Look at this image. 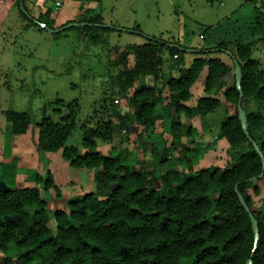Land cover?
Instances as JSON below:
<instances>
[{
  "label": "trees",
  "instance_id": "1",
  "mask_svg": "<svg viewBox=\"0 0 264 264\" xmlns=\"http://www.w3.org/2000/svg\"><path fill=\"white\" fill-rule=\"evenodd\" d=\"M25 1L15 0V4L20 14L32 20ZM51 10L47 7L44 16L36 18L41 28H52ZM82 21L89 23L81 26L86 29H115L101 25L96 14ZM165 50L170 67L177 72L176 76L170 72L166 80L161 68ZM211 50L226 53L232 67L208 56L195 57L185 67L186 49L157 37H147L122 52L110 47L109 60L116 67L121 88L142 78L126 97L130 113L119 115L118 122L101 116L94 126L82 125V152L65 145L76 126L70 105L69 113L59 119L42 117L37 123V148L50 153L61 149L70 166L96 170L93 190L69 200L64 210L52 209L41 194L38 184L45 191L52 185L49 174L45 178L36 175L29 186L0 188V264H246L248 258L252 264H264V211L252 207L247 192L259 173L263 172L260 178H264L260 155L252 144H257L264 158V73L252 57V42L221 41ZM234 60L241 71L239 88ZM202 72L204 78L199 80ZM144 76H150V82ZM240 93L249 137L238 117ZM195 96V104H191ZM157 102L166 118L155 112ZM56 103L61 100L56 99ZM220 104L228 113L219 124V134L236 148L225 167L159 171L122 158L115 147L108 153L97 149L99 140L110 141L114 134L136 123L143 132L153 134L151 153L156 163L168 160V152L179 148L189 165L193 147L190 149L182 136L190 135L195 115L204 117ZM104 106L118 115L112 97ZM5 117L13 135L27 131L30 120L26 113L7 111ZM235 185L257 223L259 238L254 250L249 214ZM253 191L259 192L257 187Z\"/></svg>",
  "mask_w": 264,
  "mask_h": 264
},
{
  "label": "rangeland",
  "instance_id": "2",
  "mask_svg": "<svg viewBox=\"0 0 264 264\" xmlns=\"http://www.w3.org/2000/svg\"><path fill=\"white\" fill-rule=\"evenodd\" d=\"M24 5L34 17L32 20L19 13L15 0H0V188L29 186L36 175L45 178L49 174L52 185L46 191L42 184L38 186L52 209L66 210L69 200L93 190L96 170L70 166L61 149L40 151L36 146L37 123L42 117L59 119L69 113L70 105L76 126L65 145L82 152V125L94 126L101 116L118 122L119 115L130 113L126 97L142 78L126 89L120 87L116 67L109 60L111 46L122 52L126 46L145 42L147 37H157L186 49L185 67L193 58L204 56L218 57L232 67L226 53L211 49L221 41L252 42V57L259 61L264 73V0H26ZM47 7H52V28L66 21L83 22L96 14L103 24L115 29L70 26L50 32L36 22ZM93 36L97 38L92 40ZM132 61L130 55L129 63ZM170 64L165 50L161 66L164 80L170 72L177 75ZM202 78L204 72L199 80ZM143 79L150 82L151 77ZM111 97L118 115L105 109ZM195 100L196 96L190 103L195 104ZM7 111L28 115L30 124L24 134L11 133ZM155 112L166 118L158 102ZM227 113L220 104L204 117L194 116L190 135L181 138L189 148L193 147L189 165L179 148L168 152V160L156 163L151 153L155 138L136 123L114 134L110 141L99 140L97 149L108 153L115 147L122 158L155 166L159 171H186L188 166L191 172L208 165L225 167L236 150L219 134V124ZM167 122L168 118L165 133ZM166 142L170 143L169 138ZM253 187L258 188V194ZM247 192L252 197V207L264 211V178L254 179Z\"/></svg>",
  "mask_w": 264,
  "mask_h": 264
},
{
  "label": "water",
  "instance_id": "3",
  "mask_svg": "<svg viewBox=\"0 0 264 264\" xmlns=\"http://www.w3.org/2000/svg\"><path fill=\"white\" fill-rule=\"evenodd\" d=\"M85 24H89V23H87V22H68V23H66L64 25H61L59 27L47 28V29L50 32H57V31H59L61 29H64V28H67V27H70V26H83ZM40 25L43 26L44 24L40 23ZM101 25L109 26L107 24H101ZM234 64H235V82H236V86L239 88L240 80H241V71H240L239 65L237 64V62L235 60H234ZM240 100H241V93L239 95V98H238L236 106H237V111H238V117H239V120H240L241 125H242V129H243L244 133L247 135V137H249L248 136V131H247L246 114H245V111L243 110V108L240 105ZM252 144H253L255 150L260 155L261 163H262V170H263V168H264V158L261 155V152H260L257 144L254 141H252ZM262 174H263V172L259 173L258 174V178L261 177ZM250 179H253V177H251ZM234 189H235V191L237 193V196H238L240 202L242 203V205L244 206L245 210L249 214V218H250L251 225H252L253 236H254V243H253V249L252 250H254L256 248V244H257V241H258V238H259L258 229H257V223H256V220L254 219V217L252 216V214L250 213V210H249L248 206L246 205L242 194L237 191L236 185L234 186ZM246 264H252V261H251L250 258L247 259Z\"/></svg>",
  "mask_w": 264,
  "mask_h": 264
}]
</instances>
